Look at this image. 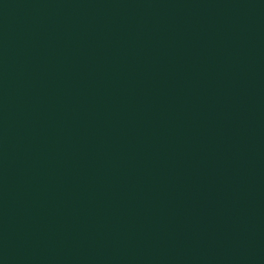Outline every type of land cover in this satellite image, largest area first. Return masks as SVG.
<instances>
[{"label":"water","instance_id":"1","mask_svg":"<svg viewBox=\"0 0 264 264\" xmlns=\"http://www.w3.org/2000/svg\"><path fill=\"white\" fill-rule=\"evenodd\" d=\"M0 264H264V0H0Z\"/></svg>","mask_w":264,"mask_h":264}]
</instances>
